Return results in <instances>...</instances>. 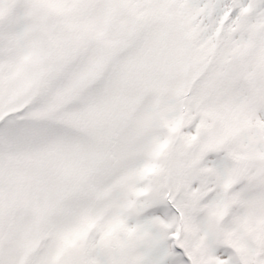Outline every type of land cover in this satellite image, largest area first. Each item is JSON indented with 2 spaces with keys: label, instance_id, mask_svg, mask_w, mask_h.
<instances>
[{
  "label": "snow or ice",
  "instance_id": "1",
  "mask_svg": "<svg viewBox=\"0 0 264 264\" xmlns=\"http://www.w3.org/2000/svg\"><path fill=\"white\" fill-rule=\"evenodd\" d=\"M0 264H264V0H0Z\"/></svg>",
  "mask_w": 264,
  "mask_h": 264
}]
</instances>
